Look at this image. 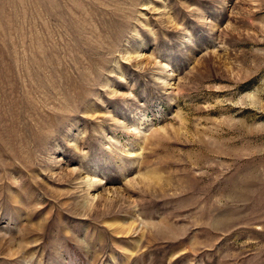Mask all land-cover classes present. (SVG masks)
Masks as SVG:
<instances>
[{
	"label": "rangeland",
	"instance_id": "obj_1",
	"mask_svg": "<svg viewBox=\"0 0 264 264\" xmlns=\"http://www.w3.org/2000/svg\"><path fill=\"white\" fill-rule=\"evenodd\" d=\"M0 264H264V0H0Z\"/></svg>",
	"mask_w": 264,
	"mask_h": 264
}]
</instances>
